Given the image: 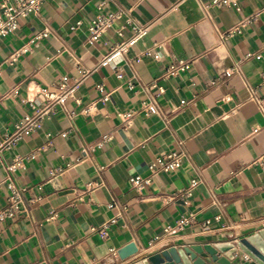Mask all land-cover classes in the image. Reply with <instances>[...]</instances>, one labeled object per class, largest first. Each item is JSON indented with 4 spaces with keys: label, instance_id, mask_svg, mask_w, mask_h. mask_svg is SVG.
I'll return each instance as SVG.
<instances>
[{
    "label": "crops",
    "instance_id": "obj_1",
    "mask_svg": "<svg viewBox=\"0 0 264 264\" xmlns=\"http://www.w3.org/2000/svg\"><path fill=\"white\" fill-rule=\"evenodd\" d=\"M5 1L13 0L0 7ZM241 6L46 0L0 38V147L42 108V88L58 91L63 77L79 82L66 110L47 113L0 155V209L10 194L6 166L18 160L12 176L27 208L0 222V264H129L173 245H237L264 229V114L251 99V90L264 99V0ZM118 7L149 30L102 64L133 32L119 20L93 41L89 25ZM235 28L220 39L219 31ZM46 29L50 35L37 39ZM23 47L29 51L12 63ZM180 60L190 68L165 77ZM235 67L241 72L228 77ZM149 100L157 113L142 110ZM84 145L95 147L87 161L80 160ZM176 150L186 154L180 168L141 191L130 184ZM194 179L201 182L190 198L166 200ZM190 214L194 220L177 230ZM131 244L138 253L122 261L119 251ZM247 255L239 249L233 264H248Z\"/></svg>",
    "mask_w": 264,
    "mask_h": 264
},
{
    "label": "built area",
    "instance_id": "obj_2",
    "mask_svg": "<svg viewBox=\"0 0 264 264\" xmlns=\"http://www.w3.org/2000/svg\"><path fill=\"white\" fill-rule=\"evenodd\" d=\"M46 0H13V1H5L1 4L0 7V38L7 36L13 32H15L19 26V22L22 18L28 17L31 14H39L41 10L42 4ZM214 3L217 5H227L230 7H234L237 10H241V0H214ZM103 5L99 6V9H102ZM122 20L125 23V26L129 27L133 32L132 37L121 43L120 45L114 47L110 54L104 59L102 64H106L108 61L113 59L114 57L124 55L139 39L144 37L149 28L142 26L138 21L134 20L130 11L123 8L118 7L116 11H112L108 14H99L96 18H94L89 25V30L91 33V40L98 41L105 33H107L110 29L113 28L114 24ZM80 24V23H78ZM239 28H235L234 30L228 33L218 32L220 39H226L228 36H231ZM119 35H123V28L118 31ZM50 35V31L46 29L41 35L37 36V39L45 38ZM29 51L28 47H23L19 51L13 54L11 57V62L14 63L21 55L27 53ZM191 62L187 60H180L175 64H172L166 71L164 72L165 77H170L182 71H186L190 68ZM241 70L239 67H235L231 71L227 72L226 75L230 77L233 73H240ZM79 86V82L75 81L73 85L68 84V77H63L58 91L50 90L49 88H42L40 90V94L42 96V108L37 111V114L34 117L27 118L25 123H23L20 127H18V131L7 138L0 147V155L4 150L11 149L14 145H16L22 135L24 133H29L36 129L42 118L49 112L56 110L58 107L66 110L67 101L75 96L77 88ZM154 86H157L156 84ZM103 89L102 86L100 87ZM165 92L164 87H159V93L163 94ZM109 99V95H105L103 100L107 101ZM251 99L256 102L259 107L261 113L264 114V99L257 98L254 94V91L251 90ZM142 110L149 114L157 113V106L155 101L149 100L145 101L142 104ZM84 114L88 115L90 113L89 109L83 111ZM71 115H74V112H71ZM129 116V115H126ZM110 137L104 140V142L108 141ZM102 143L97 144L95 147H101ZM95 147L84 145L81 148V161H87L91 159L92 153L95 150ZM186 158V154L181 150L172 151L166 154H163L155 159V161L149 164V174L147 176L137 175L130 179V184L137 190H144L146 187L151 185L154 177L161 172H172L176 169L180 168ZM21 166V161L18 160L14 164L6 166L7 176L6 179L8 181V188L10 190V194L8 196L7 205L4 208L0 209V222L14 217L16 214L20 212L27 211L25 200H24V190L16 186L13 180L12 173H14ZM201 181L199 179H194L191 181L189 187L172 193L166 196L167 201H175L177 199L185 200L190 198L197 185ZM104 182L100 183V186H103ZM111 207L120 206L118 202L111 203ZM119 218L122 217V214H119ZM117 219H113L111 222H116ZM194 220V215L190 214L189 216H183L178 220L176 229L182 230L190 224ZM170 229H167L169 232ZM105 236H108L106 232H104ZM114 255L117 254L115 250H112ZM248 259V257H246Z\"/></svg>",
    "mask_w": 264,
    "mask_h": 264
},
{
    "label": "water",
    "instance_id": "obj_3",
    "mask_svg": "<svg viewBox=\"0 0 264 264\" xmlns=\"http://www.w3.org/2000/svg\"><path fill=\"white\" fill-rule=\"evenodd\" d=\"M239 249L249 254L248 259L244 258L250 260L248 264H264V229L240 240L237 245H173L129 264H233L240 260ZM137 253L134 244L119 251L122 261Z\"/></svg>",
    "mask_w": 264,
    "mask_h": 264
}]
</instances>
